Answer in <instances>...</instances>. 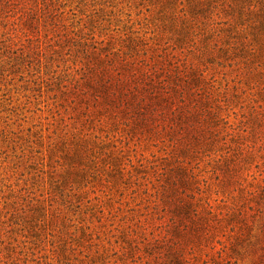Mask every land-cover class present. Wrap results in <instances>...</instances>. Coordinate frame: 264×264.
Returning a JSON list of instances; mask_svg holds the SVG:
<instances>
[{"label": "rangeland", "instance_id": "1", "mask_svg": "<svg viewBox=\"0 0 264 264\" xmlns=\"http://www.w3.org/2000/svg\"><path fill=\"white\" fill-rule=\"evenodd\" d=\"M152 12L138 0H0V264L130 261L123 238L143 239L171 142L133 114L114 120L88 81L98 58L155 46ZM257 224L254 242L209 264H264Z\"/></svg>", "mask_w": 264, "mask_h": 264}, {"label": "trees", "instance_id": "2", "mask_svg": "<svg viewBox=\"0 0 264 264\" xmlns=\"http://www.w3.org/2000/svg\"><path fill=\"white\" fill-rule=\"evenodd\" d=\"M138 1L153 11L155 46L165 40L171 50L132 44L98 58L88 81L100 109L117 110L114 120L133 114L136 126L171 142L143 239L128 230L123 256L209 264L254 242L256 222L255 237L264 234V170L251 171L255 160L264 165V0Z\"/></svg>", "mask_w": 264, "mask_h": 264}]
</instances>
